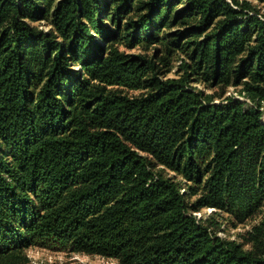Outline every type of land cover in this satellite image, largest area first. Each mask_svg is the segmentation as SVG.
Here are the masks:
<instances>
[{"label": "trees", "instance_id": "16d2710c", "mask_svg": "<svg viewBox=\"0 0 264 264\" xmlns=\"http://www.w3.org/2000/svg\"><path fill=\"white\" fill-rule=\"evenodd\" d=\"M253 8L0 0V264H24L31 245L121 264H264V218L244 248L216 233L214 212L190 211L242 221L264 206V15ZM137 44L155 46L126 50ZM192 79L241 85L248 100L214 101Z\"/></svg>", "mask_w": 264, "mask_h": 264}, {"label": "rangeland", "instance_id": "374dc122", "mask_svg": "<svg viewBox=\"0 0 264 264\" xmlns=\"http://www.w3.org/2000/svg\"><path fill=\"white\" fill-rule=\"evenodd\" d=\"M252 6L254 7V11H257L259 15H264V1L261 0H249ZM182 6V3H178L176 8ZM253 12V11H250ZM37 24L39 27L43 29H47L49 26L47 23L42 20H37L33 22ZM176 26L184 25L181 22H177ZM176 26L168 27L165 30L171 31ZM156 45H159L158 43ZM155 44H150L148 46H144L143 44H137L133 47L127 48V51H143V52H152ZM119 47L126 48L123 44H119ZM184 51L176 50L170 57V70L166 72V76L176 75L177 66L179 63L180 56H184ZM192 85H194L198 89H202L204 92H212L214 95V101H219L227 95L238 96L241 99H247V97L243 96L242 92H239L241 85H223V84H211V82H201L195 81L192 79ZM121 89L128 94H138L140 92L139 89H128L121 87ZM164 171L172 176H175L176 179H180L175 172L164 169ZM184 184V182H183ZM196 194H187L186 201L188 204H191L197 197ZM197 218H205L211 212H214V216L211 220L213 221V229L216 231L218 235L223 238H233L238 242H241L244 248H250L251 242L247 240V231L252 228L253 225L257 224L262 218H264V206L256 210L253 214L248 215L242 221H238L236 217L221 209H216L215 207L203 206L199 209L192 210ZM25 254L27 256V261L24 264H121L119 261L112 257H107L97 253H85L72 251L69 249H57L53 247L39 246V245H31L25 248Z\"/></svg>", "mask_w": 264, "mask_h": 264}]
</instances>
